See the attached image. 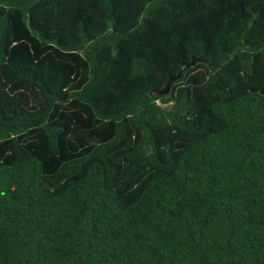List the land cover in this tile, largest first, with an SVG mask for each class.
Masks as SVG:
<instances>
[{
    "label": "trees",
    "instance_id": "16d2710c",
    "mask_svg": "<svg viewBox=\"0 0 264 264\" xmlns=\"http://www.w3.org/2000/svg\"><path fill=\"white\" fill-rule=\"evenodd\" d=\"M0 264H264V0H0Z\"/></svg>",
    "mask_w": 264,
    "mask_h": 264
},
{
    "label": "water",
    "instance_id": "95a60500",
    "mask_svg": "<svg viewBox=\"0 0 264 264\" xmlns=\"http://www.w3.org/2000/svg\"><path fill=\"white\" fill-rule=\"evenodd\" d=\"M202 61V59H198V58H193L190 62L188 63H183L181 70L179 71V73L177 75H171L169 77L168 82L162 86V87H158L155 88L152 92L151 95L152 96H165L168 95L171 92L172 86L173 84L182 78V75L185 71H187L190 67L194 66L197 62Z\"/></svg>",
    "mask_w": 264,
    "mask_h": 264
}]
</instances>
